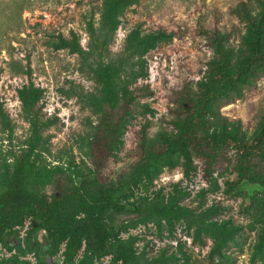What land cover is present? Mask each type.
<instances>
[{"label": "trees", "instance_id": "16d2710c", "mask_svg": "<svg viewBox=\"0 0 264 264\" xmlns=\"http://www.w3.org/2000/svg\"><path fill=\"white\" fill-rule=\"evenodd\" d=\"M258 1L261 11L257 16L244 1L232 8L234 14L252 27L248 53L233 60L229 45L232 32L221 30L217 22L211 28L202 29L213 51L206 73L193 82L179 69L171 87H166L162 79L164 96L172 104L167 119L171 128L149 136V121L143 122L136 132L132 160L117 170L111 164L116 160V150L128 125L136 116L152 112L147 102H141L152 91L147 84H138L139 79L148 75L144 56L172 34L162 29L142 33L134 28L126 35L121 54L114 58L111 45L121 23L120 16L133 0H102L98 24L91 20L86 24V48L75 33L69 38H59L54 45L56 49L77 54L92 73L97 89L85 100L96 119L89 136L81 141L82 158L78 164L63 162L60 158L47 164L43 132L50 123L41 112L44 90L32 81L17 88L29 135L20 151L8 150L0 157V245L8 251L16 249L17 253L1 258L0 264H29L19 254L33 250L37 228L47 233L46 247L50 255L64 245L65 262H73L78 256L76 264H95L110 255L111 264H140L144 253L135 245L139 237L122 233L149 223L158 231L166 227L171 233L178 221L192 228L193 238L200 243H203L202 232H209L213 239L209 255L222 256L223 248L235 241L241 226L228 219L220 223L207 221L224 208L218 204L206 205V189L197 192L195 206L183 201L189 192L177 182L168 191L159 188L152 194H141L134 203L126 202L136 189L148 191L163 167H181L183 177L190 179L197 170L194 158L201 159L202 177L210 180L218 153L228 145L236 148L232 167L235 178L258 182L259 163L255 157L264 158V124L250 142H245L238 127L216 128L210 118L211 106L216 100L226 97L237 84L248 83L257 69L264 70V0ZM0 125L10 141L14 124L1 101ZM46 184L52 187L50 194L40 189ZM233 184L226 181L227 191ZM118 214H126L128 220L115 227L113 223ZM27 219L38 227H31L23 247L19 228ZM257 246L264 247V227L258 235ZM40 249L36 247L34 253L38 255ZM178 260L175 253L161 251L152 264H175ZM49 264H53L50 259Z\"/></svg>", "mask_w": 264, "mask_h": 264}, {"label": "rangeland", "instance_id": "374dc122", "mask_svg": "<svg viewBox=\"0 0 264 264\" xmlns=\"http://www.w3.org/2000/svg\"><path fill=\"white\" fill-rule=\"evenodd\" d=\"M241 1L255 16L261 11L258 0H133L123 10L111 45L112 57L121 54L126 35L134 28H139L142 33L162 29L170 32L172 37L159 42L144 56L148 75L139 79L138 84H147L152 91L150 96L141 99L151 106L152 112L136 116L128 125L116 150V160L111 164L115 170L132 160L136 132L143 122L149 121V136L171 128L167 119L172 104L164 96L162 79H165L166 87H171L177 80L179 69L193 82L206 73L213 51L202 29L211 28L217 22L221 30L232 32L229 45L233 49V60L248 53L252 27L232 12V8ZM101 4L102 0H0V101L14 124L10 141L0 125V157L8 150L20 151L29 135V125L21 115L17 88L32 81L44 90L41 112L50 123L43 132L47 164L58 158L63 162H80L81 141L89 136L96 119L85 99L96 91L97 84L89 67L77 54L67 49H56L54 45L60 37L69 38L75 33L86 48V24L89 20L98 24ZM130 67L129 63L127 72ZM24 71L30 74L22 73ZM211 109L214 127H238L241 138L250 142L264 124V70L257 69L248 83L237 84L226 97L216 100ZM235 155V147H223L217 155V166L210 180L202 177V161L198 158H194L197 170L190 179L183 177L181 167H163L148 191L136 189L134 196L126 202L134 203L141 194L149 195L159 188L168 191L177 182L189 192L183 201L195 206L198 203L197 192L201 188L206 189V205L218 204L224 208L207 221L220 223L228 219L241 226L235 241L228 242L223 248L222 256L209 255L213 244L209 232H202L203 243H200L193 238V229L182 221L176 222L171 233L166 227L158 231L149 223L139 224L129 228L128 233H122L123 236L132 233L139 237L135 245L144 253L140 264H152L161 251L175 253L179 258L175 264H264V247L259 249L257 246L258 235L264 227V158L255 157L259 163L258 182L244 178L238 181L232 168ZM226 181L234 183L229 191ZM40 189L46 194L52 191L49 184ZM127 220L126 214H118L113 224L118 227ZM31 227L38 225L27 219L19 228L23 247ZM33 240V250L19 254V258L28 260L29 264H49V259L53 264H76L79 258L65 262L64 245L50 255L46 247L47 233L43 229L34 231ZM36 247L41 248L38 255L34 253ZM13 253L16 249L8 251L0 245V259ZM95 264H111L110 255Z\"/></svg>", "mask_w": 264, "mask_h": 264}]
</instances>
